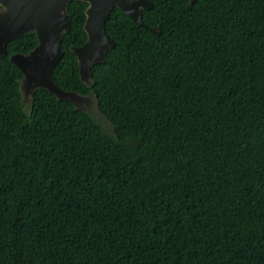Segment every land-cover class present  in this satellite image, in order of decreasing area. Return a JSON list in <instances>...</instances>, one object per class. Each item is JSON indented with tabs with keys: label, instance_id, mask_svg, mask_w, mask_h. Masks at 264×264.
<instances>
[{
	"label": "trees",
	"instance_id": "obj_1",
	"mask_svg": "<svg viewBox=\"0 0 264 264\" xmlns=\"http://www.w3.org/2000/svg\"><path fill=\"white\" fill-rule=\"evenodd\" d=\"M149 1L146 27L112 10L90 86L88 5L67 7L52 80L99 112L37 89L29 113L10 56L37 38L7 44L0 264H264V0Z\"/></svg>",
	"mask_w": 264,
	"mask_h": 264
},
{
	"label": "water",
	"instance_id": "obj_2",
	"mask_svg": "<svg viewBox=\"0 0 264 264\" xmlns=\"http://www.w3.org/2000/svg\"><path fill=\"white\" fill-rule=\"evenodd\" d=\"M196 0H190L193 4ZM71 2H83L85 10L84 31L86 41L80 47L70 49L77 58L81 82L91 85V70L94 65L105 63V53L116 46L105 30L106 21L113 9L120 10L139 27H146L142 21V11L151 10L149 0H0V57L6 55L7 44L28 33H34L37 46L27 54H14L10 62L23 77L20 93L29 113L33 103V93L44 89L54 94L58 100L71 103L77 110L99 112L94 93L88 97L67 92L56 86L52 72L63 52L60 48L62 36L70 31V16L67 7ZM151 31L159 34V28Z\"/></svg>",
	"mask_w": 264,
	"mask_h": 264
}]
</instances>
